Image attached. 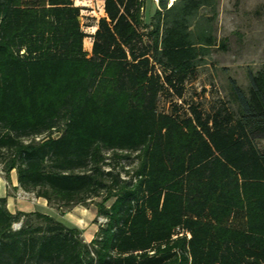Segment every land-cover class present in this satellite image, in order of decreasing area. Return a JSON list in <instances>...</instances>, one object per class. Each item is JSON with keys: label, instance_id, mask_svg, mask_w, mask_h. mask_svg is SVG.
I'll return each instance as SVG.
<instances>
[{"label": "trees", "instance_id": "obj_1", "mask_svg": "<svg viewBox=\"0 0 264 264\" xmlns=\"http://www.w3.org/2000/svg\"><path fill=\"white\" fill-rule=\"evenodd\" d=\"M157 6L143 33L141 0H103L88 34L72 0H0L2 170L48 203L102 195L105 218L87 243L0 196V264H264V63L230 80L235 115L158 110L215 46L218 0ZM108 150L137 151L134 171Z\"/></svg>", "mask_w": 264, "mask_h": 264}, {"label": "rangeland", "instance_id": "obj_2", "mask_svg": "<svg viewBox=\"0 0 264 264\" xmlns=\"http://www.w3.org/2000/svg\"><path fill=\"white\" fill-rule=\"evenodd\" d=\"M33 3V0H22ZM81 7L79 21L83 31L91 34L96 29L97 20L104 15L103 0H72ZM141 21L139 30L143 33L150 29L152 15L157 9L158 0H141ZM172 1V0H170ZM216 44L198 60L197 66L184 83L182 97L172 91H162L157 100V108L165 112H187L189 104L197 105L205 113L225 107L236 114L237 105L230 90L233 79L244 91L247 90L248 70H257L264 63V0H218V15L214 22ZM83 48L90 54L91 38L83 39ZM55 134V133H54ZM256 145L264 151V139L256 140ZM114 171L123 177L125 171L132 173L137 165V151L108 150ZM2 169V164L0 163ZM107 169V166H104ZM4 171L2 170L1 173ZM102 199L95 196L84 204L48 203L51 216L59 219L66 226L80 230V237L85 242L91 240L97 225L101 223L97 216V203ZM110 201L105 204L108 205ZM13 223L14 229L17 223Z\"/></svg>", "mask_w": 264, "mask_h": 264}, {"label": "crops", "instance_id": "obj_3", "mask_svg": "<svg viewBox=\"0 0 264 264\" xmlns=\"http://www.w3.org/2000/svg\"><path fill=\"white\" fill-rule=\"evenodd\" d=\"M91 43H92V38H91ZM18 187H19V184H18L17 177H16V171L14 169L10 170L7 174L5 172L3 173L0 172V196L6 197V205H7V208L11 212L40 211V212L49 214L48 209L50 210L52 208L47 203L46 199L42 197H38L36 202H31L28 200L16 198L15 191L18 189ZM93 235L94 234H92V236L90 235L89 238H92Z\"/></svg>", "mask_w": 264, "mask_h": 264}, {"label": "built area", "instance_id": "obj_4", "mask_svg": "<svg viewBox=\"0 0 264 264\" xmlns=\"http://www.w3.org/2000/svg\"><path fill=\"white\" fill-rule=\"evenodd\" d=\"M171 2V1H170ZM36 139H39L40 137L37 136L35 137ZM0 172H2V169L0 168ZM15 197L19 198V199H24V200H28L31 202H36L38 199V196L35 194L34 191H27L22 189L20 186L18 187V189L15 191ZM100 221H102L101 223H103L105 221V218L102 216H99ZM100 224V223H99ZM20 227V222L17 223L15 228H19ZM187 236H189V233L186 232Z\"/></svg>", "mask_w": 264, "mask_h": 264}, {"label": "water", "instance_id": "obj_5", "mask_svg": "<svg viewBox=\"0 0 264 264\" xmlns=\"http://www.w3.org/2000/svg\"><path fill=\"white\" fill-rule=\"evenodd\" d=\"M172 2V1H171ZM78 19H80V17L78 16Z\"/></svg>", "mask_w": 264, "mask_h": 264}]
</instances>
